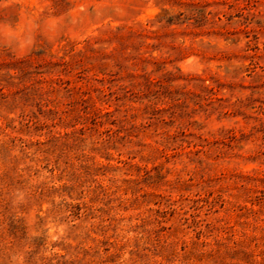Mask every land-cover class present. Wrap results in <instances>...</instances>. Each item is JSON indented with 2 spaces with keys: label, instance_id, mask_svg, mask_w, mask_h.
I'll return each mask as SVG.
<instances>
[{
  "label": "rangeland",
  "instance_id": "rangeland-1",
  "mask_svg": "<svg viewBox=\"0 0 264 264\" xmlns=\"http://www.w3.org/2000/svg\"><path fill=\"white\" fill-rule=\"evenodd\" d=\"M234 1L0 0V264H264V0Z\"/></svg>",
  "mask_w": 264,
  "mask_h": 264
},
{
  "label": "trees",
  "instance_id": "trees-1",
  "mask_svg": "<svg viewBox=\"0 0 264 264\" xmlns=\"http://www.w3.org/2000/svg\"><path fill=\"white\" fill-rule=\"evenodd\" d=\"M247 3H249L251 0H245ZM229 4H239L238 0H235L233 3H229ZM106 115H110L109 112L106 113Z\"/></svg>",
  "mask_w": 264,
  "mask_h": 264
}]
</instances>
